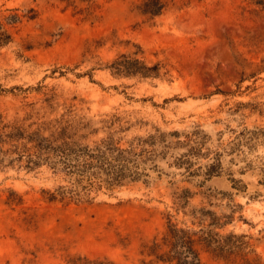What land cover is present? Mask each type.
I'll list each match as a JSON object with an SVG mask.
<instances>
[{"label": "rangeland", "instance_id": "374dc122", "mask_svg": "<svg viewBox=\"0 0 264 264\" xmlns=\"http://www.w3.org/2000/svg\"><path fill=\"white\" fill-rule=\"evenodd\" d=\"M143 1L0 0V128L48 135L52 127L43 124L61 120L83 143L114 136L124 147L158 131L179 132L203 144L202 164L219 159L222 176L199 187L202 179L183 176L169 159L161 180L49 203L46 193L66 185L63 178L6 164L0 264H141L142 246L161 238L170 220L190 222L174 206L186 189L195 194L188 210L233 216L225 232L251 238L264 261V10L249 0H177L150 20L138 12ZM14 15L20 19L11 24ZM135 53L149 66L165 63L171 78L106 69ZM231 178L246 192L237 194ZM202 261L237 264L206 252Z\"/></svg>", "mask_w": 264, "mask_h": 264}, {"label": "trees", "instance_id": "16d2710c", "mask_svg": "<svg viewBox=\"0 0 264 264\" xmlns=\"http://www.w3.org/2000/svg\"><path fill=\"white\" fill-rule=\"evenodd\" d=\"M249 1L264 10V0ZM176 2L177 0H144L138 7V12L143 17L155 20L175 6ZM9 18L10 23L15 24L20 16ZM4 35L1 34V37ZM7 39L9 36H5L3 43ZM138 49L142 51L141 48ZM134 55L136 57L121 55L106 69L112 75L126 78H171V72L165 63L157 62L149 66L137 57V53ZM43 125L52 127L50 134H45L40 128L30 131L18 125L0 128V169L6 164L18 163L28 171L45 167L63 178L66 185L53 193H46L49 203L81 202L90 198L93 193L104 191L114 194L133 184H149L155 178L161 180L165 176L162 164L169 159L175 167L185 171L183 176L186 175L190 180L202 179L199 187L222 176L219 159H213L207 165L202 164L205 159L203 144L189 135L181 137L179 132L165 134L158 131L146 139H139L138 147H124L114 136L93 144L83 143L71 131V126L61 120ZM170 138L178 141L170 142ZM181 147L185 151L183 154L178 152ZM230 182L237 194L246 192L247 187L241 180L231 178ZM218 195L226 197L230 203L234 202L233 194L220 192ZM194 197L195 194L189 189L175 195L176 212H183L190 222L180 226L170 220L161 238L155 237L142 246L141 264H203V252L225 262L264 264L251 243V238L225 232L233 216H220L206 207L188 210ZM70 263L107 264L86 258H76Z\"/></svg>", "mask_w": 264, "mask_h": 264}]
</instances>
